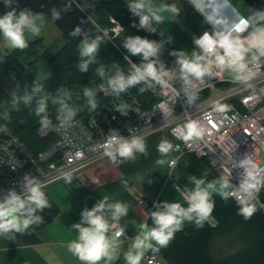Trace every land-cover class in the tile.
<instances>
[{"label": "built area", "instance_id": "2783aa9c", "mask_svg": "<svg viewBox=\"0 0 264 264\" xmlns=\"http://www.w3.org/2000/svg\"><path fill=\"white\" fill-rule=\"evenodd\" d=\"M115 23L104 32L110 40L122 31ZM237 25L243 30L236 31ZM213 27L214 31L205 32L208 36L216 41L227 36L237 43L242 56L251 55L243 64L233 66V77L215 71L221 66L216 56H224L223 48L217 46L214 54H206L197 44L204 33L196 45L203 57L199 63L207 71L197 77L182 68H169L158 71L156 79L145 77L139 83L157 99L148 109H143L132 86L119 92L105 87L99 91L100 104L85 121L41 125L39 136L54 134L56 140L40 152L28 148L11 129L0 125V202L10 192L23 198L30 180L44 190L110 159L108 153L117 154V145L107 146L113 137L121 142L134 138L143 142L166 132L175 141L168 180L180 197L179 203H187V192L175 179L174 170L182 157L195 154L231 183L232 199L241 205L256 204L264 215V201L257 194L264 190V30L254 29L247 18L239 19L227 31ZM224 58L225 62L230 60ZM138 204L149 214L153 211L145 200ZM205 220L217 226L212 215ZM120 226L109 225L107 235L114 236ZM124 236L127 233L120 238ZM144 260L145 264H164L155 253H147Z\"/></svg>", "mask_w": 264, "mask_h": 264}, {"label": "trees", "instance_id": "16d2710c", "mask_svg": "<svg viewBox=\"0 0 264 264\" xmlns=\"http://www.w3.org/2000/svg\"><path fill=\"white\" fill-rule=\"evenodd\" d=\"M244 1L264 22V0ZM83 2L89 3L87 9L82 7ZM163 2L168 7L176 6L178 12H173L174 15L187 29L189 42L195 43L197 47V38L210 30L204 16L187 0ZM22 12L29 13L32 17L46 15L60 29L61 39L65 43L54 53L50 47H43L42 40L36 39L27 43L26 48H15L0 57V110L11 109L7 113V118L3 121L0 119V125L11 129L35 152L46 150L56 140L54 134L46 138L39 136L38 130L43 125L42 119L46 118L47 123L74 119L85 121L100 104V86L108 87L109 80L121 74L127 79L134 73V65L141 67L147 63H154L158 72L162 69L182 68L180 61H190L152 19L149 18V23L141 26V17L146 15L134 10L127 0H18L10 8L0 7V19L12 14L15 22ZM111 20L122 26V31L113 40L107 39L101 32V28L111 26ZM97 37H100V40L93 56H82L80 52L85 41L92 43ZM137 37L147 40L156 48L155 55L150 56L148 60H145L142 54L132 55L125 46L129 39L134 40ZM37 47H40L42 52L34 61H42L52 74L42 81H37L20 60L22 55ZM199 53V56H202L200 51ZM85 63L90 70H93V64L95 67L80 84L76 72L81 70ZM100 69L104 72L103 76L99 74ZM69 79L76 80L77 83ZM132 88L143 102V109H148L157 102L143 84L136 83ZM85 89L92 95L86 96ZM65 91L72 95H67ZM57 92L65 95L59 97L61 101L56 106H52L56 98L48 96ZM30 93L35 94L38 108L41 101L45 102V111L39 115L37 111L34 114L28 113L24 118V115L11 105L23 102ZM229 189L226 192L227 199H222L220 195L211 196L215 203L211 214L217 223L215 228L204 220L202 227L195 225L186 230L176 231L165 247L154 244L159 250H152L150 253L159 255L165 264H264V215L255 204L256 211L246 219L239 212L242 205L229 196ZM257 194L264 201V190L257 191ZM45 196L50 207L35 213L36 216L43 218V223L33 224L30 227L32 229L49 225L59 214V206L46 193ZM182 206L187 208L188 204L183 203ZM220 236L226 239L225 244L228 247H232L230 243L235 241L245 246L222 259H217L210 252V242Z\"/></svg>", "mask_w": 264, "mask_h": 264}, {"label": "crops", "instance_id": "0c3cea01", "mask_svg": "<svg viewBox=\"0 0 264 264\" xmlns=\"http://www.w3.org/2000/svg\"><path fill=\"white\" fill-rule=\"evenodd\" d=\"M16 1L18 0H0V7L10 8ZM127 1L131 5L140 2V0ZM187 1L204 16L210 26L209 31H214L213 25L222 31H227L239 19L246 18L241 13L236 0ZM144 3L146 7L139 11L149 16L150 19L152 17L148 11L149 7L156 15H165L161 22H157L155 19H152V21L157 23L161 31L190 61L191 55L188 54L190 51L196 56L200 55L195 43L191 44L189 42L186 30L174 13L162 8V6H166L163 0H144ZM168 14L174 17L176 24L171 33L163 26V21L169 19ZM38 17L34 20V24L39 28V34L34 35L30 30L25 29L28 34L24 35L26 43L40 39L43 41V47L48 48L56 41L62 40L60 29L46 15ZM152 138L143 142L145 151L143 153L134 152V158L124 159L118 154L114 155L116 163H113L112 158L107 159L44 189L43 192L59 206V214L54 221L45 227L39 229L29 228L19 233L0 234V264H82L77 256L68 251L69 242L79 235L78 230L73 226L80 224L82 227H88L87 224L82 223L83 212L85 210L91 211L105 197L108 198L109 204L120 202L127 206L128 214L118 221L112 219V214L107 208L104 212L109 225L113 223L122 225L127 236L120 238L118 242L117 258L111 261L102 260L99 264H127L124 254L129 250L132 240L139 233V225L147 223L149 227L154 226L151 219L153 212L163 210V204L165 203H178L177 193L173 190L171 181L168 180L169 163L168 165L158 163L162 156H166L158 151V147L168 138L165 136ZM173 156L170 154L169 161ZM184 157L179 160L174 173L179 182L188 190L187 193H191L195 190L196 184L187 172L185 174L182 172L179 166ZM195 157L197 156L195 155ZM200 160L205 161L211 173L214 172L207 160ZM210 172L209 176L211 175ZM213 174L217 176L215 172ZM54 186H58V189L62 190L61 197L56 198L47 193V190ZM141 199L152 205L153 211L150 214L138 204ZM157 205L160 207L158 208ZM195 225L194 220L191 222L186 220L180 230H186ZM209 225L213 228L216 227L212 223H209ZM215 244L220 247L225 245V242L218 239ZM150 251L152 249L144 252L140 264H145L144 257Z\"/></svg>", "mask_w": 264, "mask_h": 264}, {"label": "clouds", "instance_id": "9594fccd", "mask_svg": "<svg viewBox=\"0 0 264 264\" xmlns=\"http://www.w3.org/2000/svg\"><path fill=\"white\" fill-rule=\"evenodd\" d=\"M134 10H142L146 7L144 0H140L139 3L131 5ZM164 10H170L174 13L178 12L175 5L170 7L162 6ZM148 11L157 22H161L163 17L156 15L152 12L151 8ZM39 17H32L29 13H21L20 17L13 22V15L8 14L5 18L0 19V34H2L3 40L12 48L24 49L27 47V43L24 38L25 29L30 30L34 35L39 34V28L34 24V20ZM54 18H58L55 17ZM149 23V16L141 17V26ZM242 24H246V21H242ZM236 31H242L243 29L237 25ZM79 31V29H77ZM100 37H97L96 41L92 43H85L81 47L80 54L82 56H93L98 47V41ZM197 44L206 54H214L217 46L223 48L224 56L217 55L216 59L220 65L225 64V56L230 57L229 65H239L243 60L240 49L237 47V43L230 40L227 36L223 37L220 41L214 40L212 37L205 33L204 37L197 41ZM132 55L142 54L145 60H148L150 56L155 55L156 48L153 44L147 40H141L139 37L136 39H129L125 45ZM203 59L202 56L196 57V61L182 60V70L189 74L200 77L204 75L207 69L203 68L199 60ZM243 67V65H240ZM135 71L127 79L121 74L116 78L109 80V86L116 91H124L127 87L133 86L139 83L145 77H151L156 79L157 69L154 63H147L141 67L133 66ZM82 71L87 70L86 63L81 66ZM101 76L104 75L102 69L99 70ZM103 89V85L100 86ZM85 95L90 96L92 93L85 89ZM45 111V102L41 101L40 106L37 109V115ZM47 119H42L41 123L46 124ZM117 145L116 152L124 159L134 158V152L143 153L145 151L144 143L134 138L131 142H121L115 137L107 145ZM171 145L168 143H161L158 147V151L162 155H166ZM111 156L113 163H116L115 156L112 153H108ZM163 163V161H158ZM196 188L191 193H187L184 199L187 201L188 207L185 208L181 203H165L163 204V210H158L151 214L153 221L152 227H149L147 223H141L139 225V233L132 240L129 250L124 254V259L127 264H140L144 252L148 249L158 251L159 249L154 247L158 245L165 247L169 241L173 238L176 231L182 228L184 221H193L198 227H202V221L207 219L213 212L215 203L211 199L210 189H215V182H209L205 188L201 185L204 184V180H195L191 178ZM222 199L228 198V193L220 191L218 193ZM50 207L49 202L45 196V193L41 190V186L36 181H28L26 185V194L22 198L15 192H10L9 196L5 198L3 202H0V234H8L12 232H23L28 230L33 224L43 223V218L36 216L35 213L43 211L45 208ZM159 208L160 206L157 205ZM108 209L112 214L113 220H119L121 217L128 214V208L126 205L117 202L115 204H109L108 198L105 197L101 202L93 207L91 211L85 210L82 214V223L88 225V227H82L80 224H76L73 227L78 230L79 235L76 239L72 240L68 244V251L77 256L82 264H99L100 261H111L117 258V250L119 248V240L123 235L124 229L116 231L111 238L107 235L109 231V223L105 219L104 212ZM256 211L254 205H246L242 202V206L239 210L240 214L246 219L251 217Z\"/></svg>", "mask_w": 264, "mask_h": 264}, {"label": "rangeland", "instance_id": "374dc122", "mask_svg": "<svg viewBox=\"0 0 264 264\" xmlns=\"http://www.w3.org/2000/svg\"><path fill=\"white\" fill-rule=\"evenodd\" d=\"M85 1H87V0H85ZM236 1H237L236 3L238 5V7L241 10V13L251 22L253 28L256 30H264V22L258 17V15L254 12V10L251 9V7L244 0H236ZM88 5H89L88 2H83L82 7H84V9H87ZM163 16H165V15H162L161 17H163ZM168 18H169L168 20L163 21V24H164L163 26L167 30H169L168 32L171 33L174 30L176 24H175V20H174L173 16L168 14ZM114 25H116V23L114 22V20H111V26L110 27L108 26L107 28H101V32L103 33V35L105 37H106V35L104 34V32L106 31V29H110ZM182 27L186 30V32H188L187 29L183 25H182ZM24 35H28L26 31L24 32ZM185 39H186V37L184 38V41H185ZM64 45H65V43L63 42V40H59V41H56L54 44H52L50 46V48H51L52 52L56 53ZM14 49L15 48L10 47L3 40L2 34H1L0 35V57L8 54L9 51H13ZM41 52H42V50L40 49V47H37L36 49H33L32 51H29L28 53H25L24 55H22V57L20 59L21 62L25 66L28 67V70L31 72V74L34 76V78L37 81H42V80L48 79L52 75L51 70L47 66H45L42 63V61H34L35 58L37 57V55H40ZM259 53H261V52L259 51ZM188 54L191 55V60H193V59L196 60V57L199 56V55L196 56L192 51H190V53H188ZM250 58H251L250 54H244L243 60L240 61V64H243L244 62H246ZM94 67H95V64H93V66H92L93 70H90L87 68L86 71L78 70L76 72L78 75L77 77L80 79V84L86 78V75L88 73H91L92 71H94ZM232 68H233V66H230L229 61H228V62H225L224 65H221L218 69H215V71L219 72V73H224L227 77H233L234 72H233ZM69 81L77 83L76 80L69 79ZM65 92L69 96L72 95V93H70L68 91H65ZM64 95L65 94H63L61 92H57L55 94L51 93V95L48 97L53 96L56 98L54 100V103L52 106H56L57 103H59L61 101L59 99V97L64 96ZM34 97H35V94L30 93V95L25 97L23 102H21L19 104H15V105L13 103L11 106H13L15 109H17L19 111V113L23 114L24 115L23 117L26 118V115L28 113L34 114L38 109V101H36V99ZM10 111H11L10 108H7L5 110H0L1 121H3L4 118H7V113H9ZM159 136L167 137L168 139L166 141H164V143H168L172 146L170 151L166 154V156H162L160 159V161H163L162 164L160 163L161 165H164V164L168 165L170 154L172 156L174 155L172 148H173V145L175 144V141L171 136H169L168 134H166L164 132H161V133H159V135L157 134L154 137L156 138ZM149 139L151 140L153 138L151 137ZM149 139H147V140H149ZM147 140H144L143 142H145ZM179 166L182 169V172L184 174H185V172H187L192 178L194 177L195 180H204L205 183L201 185L202 188H205L209 182H215V189L209 190L211 193V196H219L218 193L220 191L227 192L229 187L231 186V183L228 182L227 180H225L224 178H222L221 176H218V175H217V177L214 176V174L211 173L210 170L208 169L205 161L198 159L197 157H195V155L185 156L181 160ZM174 172H175V170H174ZM209 172L211 173L210 176H209ZM174 177L178 181V183H179L180 187L183 189V191L188 192V190L186 188H184L183 184L181 182H179L178 177L175 175V173H174ZM173 190L175 191L174 188H173ZM47 193L52 194L56 198H59V197H61L63 192L61 189H58V186H54V187L48 189ZM175 193H176V191H175ZM177 197H178L177 201L180 200V197L178 196V194H177ZM120 229H124V227L121 225L115 231L120 230ZM125 233H126V230L124 229V234ZM218 239H221V242L224 241L226 243V239H224L221 236L213 239L212 242H210V252H211L212 256L214 255V257L217 259H222V258L228 256L229 254H232L234 252L241 250L245 246L241 242L235 241L233 243H230L232 247H228L227 244L221 245L220 247H218V245L215 244V241ZM228 248H231V250Z\"/></svg>", "mask_w": 264, "mask_h": 264}]
</instances>
